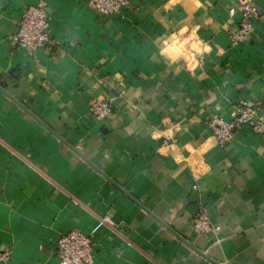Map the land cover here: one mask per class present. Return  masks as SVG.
<instances>
[{"label": "crops", "instance_id": "crops-1", "mask_svg": "<svg viewBox=\"0 0 264 264\" xmlns=\"http://www.w3.org/2000/svg\"><path fill=\"white\" fill-rule=\"evenodd\" d=\"M248 40L236 0H0V250L4 264H57L71 229L94 264H264V134L244 124L220 146L210 113L245 101L264 121V0ZM41 4L51 44L13 40ZM111 98L102 119L94 102ZM208 216L210 230L193 220ZM3 264V263H0Z\"/></svg>", "mask_w": 264, "mask_h": 264}, {"label": "built area", "instance_id": "built-area-1", "mask_svg": "<svg viewBox=\"0 0 264 264\" xmlns=\"http://www.w3.org/2000/svg\"><path fill=\"white\" fill-rule=\"evenodd\" d=\"M85 1L102 15L119 14L130 6L129 0ZM229 11L231 14L235 11L241 13L239 26L230 34L231 42H246L254 29V22L259 18L258 7L253 0H236V5ZM13 40L26 52H35L51 44L49 16L43 5H30L23 10ZM111 102V98L94 102L92 115L97 119L104 118L111 111ZM244 124L250 125L255 133L264 134V121L257 118V108L245 101L234 106L230 120L217 113H210L207 119V126L220 146H224L233 137L234 130ZM104 226L113 227L115 222L104 215L97 218L88 232L71 229L60 235L54 248L57 264H94L93 236ZM193 228L197 232L210 230L208 216L203 212L198 214L193 220ZM8 258L9 251L0 250V263H6Z\"/></svg>", "mask_w": 264, "mask_h": 264}, {"label": "water", "instance_id": "water-1", "mask_svg": "<svg viewBox=\"0 0 264 264\" xmlns=\"http://www.w3.org/2000/svg\"><path fill=\"white\" fill-rule=\"evenodd\" d=\"M0 91L1 92H3L4 94H6L8 97H10V98H12L7 92H5V90L3 89V88H1V86H0ZM13 99V98H12ZM14 100V99H13ZM14 101H16V100H14ZM16 103L18 104V105H20L17 101H16ZM21 106V105H20ZM22 107V106H21Z\"/></svg>", "mask_w": 264, "mask_h": 264}]
</instances>
